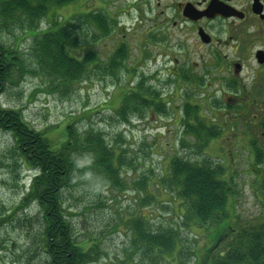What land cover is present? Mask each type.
I'll return each mask as SVG.
<instances>
[{
    "label": "rangeland",
    "instance_id": "rangeland-1",
    "mask_svg": "<svg viewBox=\"0 0 264 264\" xmlns=\"http://www.w3.org/2000/svg\"><path fill=\"white\" fill-rule=\"evenodd\" d=\"M46 5L48 8L40 18L29 22L34 24V30L21 27V20L16 22L24 17L20 12L4 16L6 13L0 8V41L18 47L28 67L37 63L30 32L39 35L45 30L44 16L57 4L48 2ZM70 11L64 8L61 13L69 14ZM125 25V33L129 35L124 40L130 48L114 74L108 68L111 64L108 49L97 45L99 51L86 48L83 55L98 52L100 59L96 58L103 63V73L99 69L93 71L69 93L51 88L47 75L25 74L16 69L0 95V104L19 112L30 126L42 131L55 144L65 139L67 126L72 124L81 133L102 131L115 147L116 154L125 153L123 163L115 161L118 182L104 180L94 170L77 172L73 186L63 195L66 209L72 213L75 236L78 241H86L82 244L85 248L92 247L91 260L87 264H182L178 256L181 249L185 250L181 259H188L184 264H196L198 260L189 258L192 254L187 252L188 248L201 259L218 226L234 224L236 219L264 223V161L261 164L254 158L249 160L259 149L264 151V133L249 134L248 108L236 105L226 96L220 99L219 89L212 81L205 80L195 89L184 91L165 72L153 73L151 66L145 65L134 68L132 57L138 34L130 24ZM82 47L83 44L78 48ZM129 54L132 57L129 58ZM124 65L131 71L125 70ZM142 87L154 93L148 95L150 100L164 105L168 111L165 114L156 108L140 111L133 106L129 120L121 121L116 111L123 97L130 90L139 93L138 88ZM202 101L206 104L205 110L200 108V114L210 122L215 120L223 129L220 136L209 142L206 154L224 165L225 179L235 178L234 193L225 208L233 217L222 220L218 226V222L205 227L184 226L179 218L184 212L181 201L167 188H157L156 183H160L168 167L169 155L188 151L181 148L180 142L184 133L183 107L188 103L199 105ZM212 102L216 105L212 106ZM14 145L11 132L0 128V264H42L43 253L38 244H34L38 209L34 203L22 204L23 193L36 171L22 160ZM258 156L263 157L264 153ZM141 183L145 184L144 188ZM26 216L31 219L32 226L22 227L19 221L21 218L24 221ZM140 219L146 220L147 225L150 224L148 229L154 232L160 227L178 226L181 243L172 253L154 249L150 252L146 246L135 244L134 225Z\"/></svg>",
    "mask_w": 264,
    "mask_h": 264
},
{
    "label": "trees",
    "instance_id": "trees-1",
    "mask_svg": "<svg viewBox=\"0 0 264 264\" xmlns=\"http://www.w3.org/2000/svg\"><path fill=\"white\" fill-rule=\"evenodd\" d=\"M63 1L72 0H0V8L2 13H6L4 16L20 12L24 17H19L16 22L21 20V27L34 30V24L29 22L40 18L48 8L46 3L60 5ZM29 37L33 38V52L37 61V66L33 67L27 66L26 58L18 47L8 46L0 41V95L8 82H11L16 69L26 72L25 74L47 75L51 88L67 90L69 93L93 72L88 69V64L94 61L95 54L84 57L83 50L78 48L81 43L77 38L53 34L40 36L35 32H30ZM120 54L116 53L109 58L111 64L108 68L113 74L123 62L121 60L118 63L117 57H123V60L127 57L126 52ZM124 68L131 71L128 67ZM98 69L100 73L105 71H101V67ZM179 88L182 90V85L179 84ZM138 91L139 93L130 90L123 97L124 100L116 111L121 121L129 120L127 118L133 106L140 108V111L150 108H156V111L164 114L168 111L164 105L149 99L148 95H154L152 91L143 87L138 88ZM146 91L149 94H144ZM205 104L202 101L199 105L188 103L183 107L185 113L181 124L184 133L180 142L181 148L188 151L169 155L168 167L159 179L160 183H156L157 188H167L181 201L184 212L179 218L184 226L194 224L205 227L215 222H218V226L222 220L233 217L225 208L234 193L235 178L225 179L224 165L206 154L209 142L220 136L223 129L215 120L210 122L200 114V108L205 110ZM211 105H216V102ZM0 128L11 132L19 156L36 171L23 193L22 204L34 203L38 209L35 217L38 231L34 244L41 248L44 260L42 264H87L91 260L92 247L85 248L82 244L86 241H78L75 236L72 213L66 209L63 195L73 186L77 172L88 173L94 170L104 180L118 182L115 161L123 163L125 153L119 154L120 156L116 154L115 147L107 141V136L102 131L81 133L72 124L67 126L65 139L60 144H55L42 131L30 126L19 112L1 104ZM192 154L196 157H191ZM141 186L144 188L145 184L141 183ZM24 219L19 221L20 226H32L30 218L26 216ZM135 222V244L146 246L150 252L154 249L160 253H172L177 244L181 243L180 228L176 225L160 227L154 232L148 229L150 224L147 225L146 220ZM216 230L210 247L201 259L193 253L191 247L188 248L187 252L192 254L189 258H196V264H264L263 222H242L236 219L234 224L229 222L218 226ZM183 252L185 253L184 249L178 252L179 263L182 264L188 261L186 258L181 259Z\"/></svg>",
    "mask_w": 264,
    "mask_h": 264
},
{
    "label": "flooded vegetation",
    "instance_id": "flooded-vegetation-1",
    "mask_svg": "<svg viewBox=\"0 0 264 264\" xmlns=\"http://www.w3.org/2000/svg\"><path fill=\"white\" fill-rule=\"evenodd\" d=\"M44 18L40 36L69 35L83 41L82 50L108 49L110 58L129 50L130 24L138 34L129 54L134 68L165 72L182 89L212 81L220 99L248 108V133H264V0H72L51 6ZM94 54L90 71L103 67ZM251 158L264 161L258 153Z\"/></svg>",
    "mask_w": 264,
    "mask_h": 264
}]
</instances>
